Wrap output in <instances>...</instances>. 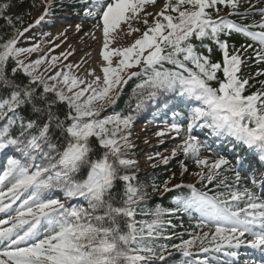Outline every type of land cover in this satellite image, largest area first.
I'll return each mask as SVG.
<instances>
[{
	"label": "snow or ice",
	"instance_id": "1",
	"mask_svg": "<svg viewBox=\"0 0 264 264\" xmlns=\"http://www.w3.org/2000/svg\"><path fill=\"white\" fill-rule=\"evenodd\" d=\"M79 2L84 6V16L96 19L102 31V57L107 62L102 86L99 76L91 82L80 79L71 71V64L64 65L67 72L61 68L45 78L40 69L48 64L47 55L25 63L28 56L40 51V46L21 47V38L30 28L54 15V0H45V10L35 25L15 27L12 18H7L14 33L0 43V90H8L6 95H0V121L6 120L0 126V152L11 147L20 158L9 159L7 170L0 175V213H8L7 219H0V264H159L166 259L165 253L171 255L169 248L183 257H194L193 249L210 253L227 247V255L237 258L238 251L232 249L246 246L264 256V195H258L253 188H237L225 197L223 193L210 196L198 191L195 185L175 184L176 189L190 188L191 196L176 197L175 209L157 206L145 212L141 202L149 193L134 183L137 178L127 171L136 164L127 158L133 147V112L138 113L146 101L167 92L187 96L200 104L186 117V128L174 120L157 135L188 133L170 156L183 153L185 158L193 159L201 169L195 173L201 181L211 184L217 180L222 176L221 167L229 166L230 161L223 155L210 159L201 154L202 149L209 147L191 134L197 127L209 128L215 136L234 138L236 143L259 153V159L264 161V80L258 81L259 89L245 94L252 77L239 75L244 63L241 50L247 53L252 49L256 62L264 63V7L257 10L249 0V6L241 13V0H166L160 12L147 13L153 16V22L143 21L146 29L130 46L110 49L121 24L138 19L145 6L155 4L156 0ZM219 5L231 8V14L242 19L258 11L261 20L237 23L219 16ZM7 7L0 6V14ZM76 28L79 30L80 25ZM128 29L127 35L140 31L130 23ZM233 33L250 38L259 47L241 44L239 49L233 46L230 51L228 40L221 36ZM91 35L94 37V33ZM194 39L201 42L199 46ZM206 39L218 47L220 60L211 59L213 48L204 43ZM198 49H206L208 54ZM62 55L67 59L71 53ZM113 57L119 58L115 66ZM59 60L60 57L52 56L48 67L55 68ZM10 62L13 65L9 69ZM137 67L141 68L139 72L129 71ZM18 72L29 78L27 84L17 82ZM256 75L264 76V70ZM133 77L141 78L134 89L139 97L135 109L128 114L116 112L102 117L106 105H115L120 86ZM213 81L218 86H213ZM58 104L67 107L63 118L57 114ZM26 106L30 114L22 115ZM38 157L46 163L36 164ZM169 158L162 156L161 162L167 164ZM181 168V175L188 171L183 161ZM227 170L235 173L238 185L241 171L232 167ZM172 179L174 174L162 185L153 184V192H171ZM226 180L227 177L219 179L217 186L230 187ZM118 182H123L119 190ZM251 184H258L255 175ZM259 186L264 188V173L260 174ZM54 188L70 198L83 197L88 208L66 207L60 199L44 195ZM17 201L21 202L13 208ZM181 210L190 217L192 210L199 212L196 228L208 227L209 232H193L190 239H181L178 244L158 243L171 238L164 235L171 225L166 217ZM138 214L152 219L137 220ZM181 264L209 261L189 259ZM253 264H264V260Z\"/></svg>",
	"mask_w": 264,
	"mask_h": 264
},
{
	"label": "trees",
	"instance_id": "2",
	"mask_svg": "<svg viewBox=\"0 0 264 264\" xmlns=\"http://www.w3.org/2000/svg\"><path fill=\"white\" fill-rule=\"evenodd\" d=\"M37 0H0V6L8 5V7L0 14V43L4 42L7 38H9L14 33V28L12 25H9L7 22V18L11 17L13 21V25L15 27H26V19L30 13L31 8L34 6ZM158 0H156L157 2ZM220 11L219 15L221 14H228L232 12V9L229 7H225L224 5L218 6ZM84 12V6L79 2V0H54V7L53 12L54 15L50 17H59V16H66L69 12ZM231 17L235 18L236 20L240 21L241 23H251L257 19L255 14H252L247 17V19H242L241 16L232 15ZM213 18H216L214 14ZM221 39H227L230 45V51L232 47L239 49L241 44H254L250 38H246L241 34L233 33L231 36H221ZM196 45H200L199 40H193ZM205 44H209L213 48V52L211 55V59L213 61H217L221 59V52L218 47L214 44V42L210 40H205ZM254 48L258 47L256 44L253 46ZM203 51L204 54H208L206 49H198ZM241 56L244 60V63L241 65V72L239 75L247 78L251 76L252 78L249 81L251 87L246 86V93L250 94L251 92L256 91L261 87L258 81L264 80V76H257L256 73L261 71L264 63H257L256 58L254 56L253 51L250 49L247 53H244L241 50ZM251 56V59H249ZM13 62L9 63V69L12 67ZM165 67H171L170 65L165 64ZM11 76V72H9ZM218 76L222 77V73H218ZM16 80L18 83L23 82L27 84L29 82V78L22 72H18L16 74ZM141 82V78L133 77L131 80H128L127 84L123 86V89L118 97L114 106L116 112L122 114H128L135 109V105L138 102V93L134 92L136 84ZM213 86H218L215 81L211 82ZM7 89L0 90V95H6ZM41 91V89H38ZM51 95V94H50ZM200 104L198 101L191 99L187 96L181 97L178 93L175 92H167L158 94V96L154 100L146 101L145 106L142 110L138 113L133 112L135 116V122L139 121H150L152 123H159L164 122L167 119L172 121L178 120L181 124L188 123L189 121L186 117L190 114L191 110L195 107H199ZM57 114L61 115L63 118V113L67 112V107L65 104H58L56 107ZM22 115H29V107H25L21 110ZM183 117V118H182ZM33 118H35L33 116ZM6 123L5 121H0V126ZM209 128H203V131L206 134H209ZM210 135V134H209ZM95 144L96 141L93 140ZM136 149L131 148L128 150V157L127 158H134L136 155ZM99 151V149H97ZM13 158H20V154L14 148H8L4 152H2L0 156V175L8 168V161L9 159ZM227 158V157H226ZM240 158V157H237ZM36 164H44L46 163L45 160L42 158H37L35 161ZM232 167V165H229ZM179 168L178 162L172 160L171 162L163 165L153 166L149 168L141 167L136 163L133 167L127 169L129 174H134L137 178L134 183H138L141 188L147 189L149 196L146 198L145 201L141 202V208L147 212L150 211L157 206L166 209H175L177 205L175 203L176 197L181 198H188L191 196L192 190L188 187H182L180 189L174 188L176 182V170ZM233 168V167H232ZM228 166H222L219 170L222 173V176H218L217 180H214L211 184L208 183L207 180L201 181V179L196 184L198 191L208 192V194L214 195L216 193H223L225 197L229 195L230 191L236 190L239 186L236 185H229L230 187H225L224 185H218L219 179L225 177L224 174L226 173ZM205 172L207 169L204 170ZM171 184L169 187L173 190L171 192H164L162 189L159 192H153L152 185H162L163 182L169 180L170 177H173ZM231 178L227 176V180L229 181ZM225 183H228V181ZM123 182L117 183V189L119 190L122 186ZM183 185V184H182ZM27 195V194H25ZM44 195L48 198H55L60 199L63 203H65L66 207H74L77 209L80 208H88V202L83 197H67L65 193L59 189L54 188L44 193ZM24 197L21 198V200ZM21 201H17L13 208L18 207ZM139 212V209H138ZM99 214V213H97ZM8 213H0V219H7ZM200 213L197 211H191V217L189 213L184 211H177L174 214L167 216L166 218L171 221V225L166 228L164 233L165 236L171 237L170 239H162L159 240L158 243H166V244H178L181 242V239H190L191 234L193 232H202L203 229H208V227H204L202 230L196 228V224L199 221ZM137 220H146L150 221L152 219L149 215H137ZM186 224L187 227H184ZM7 226V225H5ZM179 237V238H178ZM207 243V241H205ZM194 250V249H193ZM171 255L169 256L165 253L166 259L164 261L159 262V264H181L182 261L189 260V259H197V260H204L205 258L208 259L209 264H222L223 261L221 259L222 255L210 252V253H200L197 257H183L179 252L169 248ZM224 259V258H223Z\"/></svg>",
	"mask_w": 264,
	"mask_h": 264
},
{
	"label": "rangeland",
	"instance_id": "3",
	"mask_svg": "<svg viewBox=\"0 0 264 264\" xmlns=\"http://www.w3.org/2000/svg\"><path fill=\"white\" fill-rule=\"evenodd\" d=\"M165 2L166 0H161L156 4L146 5L144 11L139 14L138 19H133L128 22L133 28H138L140 31L132 32L130 35H127L126 33L129 31L128 23H122L120 30H118L116 34L115 41L110 45V49L130 46L146 29L147 26L143 23V21L147 19L149 24L153 22V16L147 15V13L155 14L160 12ZM251 3L256 5L257 10L264 6V2L257 3V0H251ZM248 6L249 0H247V3L245 4V7ZM45 7V0H37L30 10L25 26L28 27L30 24L35 25V20L43 14ZM45 19H49L50 21H42L39 25H35L30 28L29 32L25 34V37L21 38V42L19 44L21 47H32L35 45L40 46V51L28 56L25 59V63L34 61L41 55H47L49 57L48 64L41 66L40 69L45 78L48 75L54 74L55 71H58L61 68L67 72L68 69L64 67V65L67 64L73 65L71 71L86 82L91 81L89 77H84L83 75L89 74L92 71L93 66H96L97 72L100 76H104L103 67L107 66V63L98 66L103 62V35L101 29L97 27L96 19L85 17L84 13H76L72 11H70L66 17H46ZM76 25H80L79 30H77ZM254 29L255 31L260 30L259 28ZM47 33H50L51 35H46ZM93 33L94 37L91 35ZM63 53H71V55H69L67 59H64L62 55ZM52 56L60 57V60L57 62L55 68L48 67V65L51 64ZM118 59V57H113V66H115ZM77 65H79V67H77ZM45 68H48V70L45 71ZM140 70L141 68L137 67L130 69L129 71L138 72ZM49 83H52V81H49ZM122 86L123 84L118 89L119 93ZM81 87H84V85H81ZM114 113H116L114 106L106 105L105 109L101 112V116L112 115ZM170 124V121L164 123H151L150 121L145 120L139 122L134 121L131 127L132 135L130 137V141L133 145L132 148H135L137 153L132 160H135L138 165L145 168L164 164L161 162L162 156L170 157L169 162L172 161L175 157L170 156L171 150L178 144L182 143V140L188 133L184 131L180 136H176L175 133H169L163 137L157 135L158 132L163 131ZM191 134L196 136L202 144L209 147V150L202 149L201 154L203 156H207L212 159L218 155L216 151L213 150V147L209 145V141L202 134L196 133L194 130H192ZM237 145L239 146V154H242V151L248 149L246 146H242L238 143ZM157 153H159L160 156H157ZM177 156H179V159H174L178 162L179 166L176 170L177 182H184L191 185L196 184L197 181L200 180V177L195 175V173L201 171V169L194 163L193 159L185 158L183 153H178ZM150 157L152 158L150 159ZM181 161H183L184 165L188 168V171L184 172L183 175H181ZM252 163L253 158L249 160L247 170H250H248L246 176L243 172L242 179L238 185L253 188L254 186L251 184L250 178V174L252 175V172H255L254 175L257 177V180H260V174L264 173V165L258 166L257 164H254L251 169ZM233 183L236 182L233 181ZM254 189L258 195H264V188H261L259 184L255 186ZM212 231H214V228ZM202 232H209V229L207 231L203 230ZM232 250H236L239 253L238 257L234 258L236 262L233 264H253L254 261L259 262L264 260L258 250H253L246 246H241L239 249ZM224 251H229V248Z\"/></svg>",
	"mask_w": 264,
	"mask_h": 264
},
{
	"label": "bare ground",
	"instance_id": "4",
	"mask_svg": "<svg viewBox=\"0 0 264 264\" xmlns=\"http://www.w3.org/2000/svg\"><path fill=\"white\" fill-rule=\"evenodd\" d=\"M91 45V44H89ZM104 63H107L106 61L103 60V62L101 64H99L98 66H101L102 64ZM94 72V75H91L90 73H93ZM89 74L87 75H83L84 77H89L90 81H93L95 79L96 76H99L101 78V86H102V83H103V77L99 75V73L97 72V68L96 66H93L92 67V71L90 72Z\"/></svg>",
	"mask_w": 264,
	"mask_h": 264
}]
</instances>
